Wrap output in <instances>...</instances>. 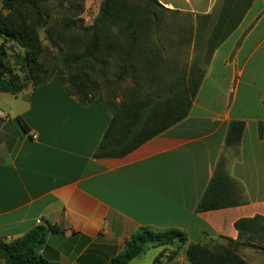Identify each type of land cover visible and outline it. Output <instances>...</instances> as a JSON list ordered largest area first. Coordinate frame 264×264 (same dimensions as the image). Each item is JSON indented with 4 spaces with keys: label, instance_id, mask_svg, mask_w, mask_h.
Listing matches in <instances>:
<instances>
[{
    "label": "crops",
    "instance_id": "crops-1",
    "mask_svg": "<svg viewBox=\"0 0 264 264\" xmlns=\"http://www.w3.org/2000/svg\"><path fill=\"white\" fill-rule=\"evenodd\" d=\"M94 1L83 2L85 20ZM157 1L193 14L217 2ZM0 109L1 238L11 241L39 224L46 235L38 252L46 259L109 264L139 227L177 229L185 244L146 242L127 264H153L159 252L166 264H190L189 243L236 239L237 219L264 217V0H253L213 51L188 115L122 157H94L111 114L99 95L80 103L57 73L16 94L0 91ZM230 120L245 122L236 145L225 143ZM219 161L238 183L241 202L197 211ZM239 254L250 264L264 255L249 247Z\"/></svg>",
    "mask_w": 264,
    "mask_h": 264
},
{
    "label": "trees",
    "instance_id": "trees-1",
    "mask_svg": "<svg viewBox=\"0 0 264 264\" xmlns=\"http://www.w3.org/2000/svg\"><path fill=\"white\" fill-rule=\"evenodd\" d=\"M49 1L0 0V91L16 94L46 83L57 73L80 103L99 95L111 119L94 151L96 158L122 157L187 116L213 51L236 29L253 2L217 0L210 12L193 14L166 8L157 0H101L93 21L85 24L84 0L67 6L58 0L57 9L67 13L55 18L48 13ZM166 43L192 45L197 56L178 65L172 54L166 56ZM17 120L27 131L22 118ZM244 128L243 120H230L226 145L238 144ZM240 202L238 183L219 161L196 210ZM234 226L236 239L223 237L211 245L189 243L188 262L250 264L239 254L241 247L264 253L263 216L239 218ZM48 229L57 230L53 225ZM45 235L46 228L38 224L11 241L0 237V264H61L38 252ZM186 239L177 229L139 227L109 264H127L146 242L177 241L181 246ZM177 252L172 251L167 260ZM162 256L159 252L153 264H166Z\"/></svg>",
    "mask_w": 264,
    "mask_h": 264
},
{
    "label": "rangeland",
    "instance_id": "rangeland-1",
    "mask_svg": "<svg viewBox=\"0 0 264 264\" xmlns=\"http://www.w3.org/2000/svg\"><path fill=\"white\" fill-rule=\"evenodd\" d=\"M57 1L58 0H50L48 2V4H47L48 8H49L48 13L50 14L51 18H55L58 15L67 13V11H65L63 9L62 10L61 9L60 10L57 9V7H56V2ZM61 1H62V3L65 6L69 5L70 3L71 4H75L76 2H80V0H61ZM100 2H101V0H95L93 2V7L94 8L93 7H89L87 9V13L88 14H92V16H93V12L95 11V9L99 8ZM74 12H76V9H72L71 10V13H74ZM92 16L90 15V17L88 19H86V20L83 17L84 23L85 24H90L93 21V19H94V17H92ZM163 34H165V32ZM41 37L43 38V42L46 43V41L44 40V34H43L42 31H41ZM166 44H167V46L165 47L166 54H167L166 56L170 57L171 56L170 54H172L176 58V63L178 65H180V64H188L197 56L198 52L192 45L188 46V45H186L184 43L183 44L178 43L175 46H173V45H170L168 43H166ZM52 53H54V52H52ZM124 85H126V84H124ZM99 88H101V90H100L101 92H104L102 90V87L99 86ZM119 94H120V92H119ZM117 97L119 98V95ZM255 264H264V255L260 254V258L255 260Z\"/></svg>",
    "mask_w": 264,
    "mask_h": 264
},
{
    "label": "built area",
    "instance_id": "built-area-1",
    "mask_svg": "<svg viewBox=\"0 0 264 264\" xmlns=\"http://www.w3.org/2000/svg\"><path fill=\"white\" fill-rule=\"evenodd\" d=\"M3 115V112H2V110L0 109V116H2Z\"/></svg>",
    "mask_w": 264,
    "mask_h": 264
}]
</instances>
